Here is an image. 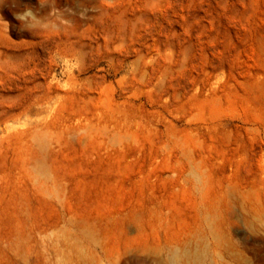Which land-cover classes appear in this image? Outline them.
Returning <instances> with one entry per match:
<instances>
[{
    "label": "rangeland",
    "instance_id": "obj_1",
    "mask_svg": "<svg viewBox=\"0 0 264 264\" xmlns=\"http://www.w3.org/2000/svg\"><path fill=\"white\" fill-rule=\"evenodd\" d=\"M0 264H264V0H0Z\"/></svg>",
    "mask_w": 264,
    "mask_h": 264
}]
</instances>
